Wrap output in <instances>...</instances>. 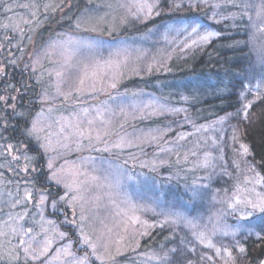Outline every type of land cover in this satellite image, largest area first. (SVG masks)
<instances>
[{"label": "rangeland", "instance_id": "obj_1", "mask_svg": "<svg viewBox=\"0 0 264 264\" xmlns=\"http://www.w3.org/2000/svg\"><path fill=\"white\" fill-rule=\"evenodd\" d=\"M8 1L0 0V42L29 43L23 51L32 52L28 67L38 68L43 107L27 133L45 156L58 195L54 201L36 190L31 155L19 154L17 145L11 153L0 146V264H177L169 256L172 244L161 256L137 250L142 237L164 226L172 229V243L205 253L209 264H231L226 244L242 255L237 237L258 239L253 225H263L264 214L247 215L252 209L246 201L264 199L256 163L241 150L238 161L222 157L220 146L237 145L227 130L190 153L207 171L206 183L187 188L185 196L173 192L174 185L167 186L176 180L173 150L158 151L160 143H168L164 131L135 122L162 116L168 107L149 90L127 92L122 85L153 71L176 49L204 44L200 38L211 30L191 19L165 23L157 37L121 33L154 17L156 0H84L72 24L59 29L52 24L69 19L71 11L62 13L70 0ZM46 26L47 45L32 49ZM248 48L242 117L248 113L244 105L264 95V3L252 9ZM238 170L222 190L206 188L213 178Z\"/></svg>", "mask_w": 264, "mask_h": 264}, {"label": "trees", "instance_id": "obj_2", "mask_svg": "<svg viewBox=\"0 0 264 264\" xmlns=\"http://www.w3.org/2000/svg\"><path fill=\"white\" fill-rule=\"evenodd\" d=\"M70 1L73 4L62 15L69 11L72 13L69 19L52 24L56 29L63 24H72L84 0ZM192 1L156 0L157 13L154 17L147 22L127 26L121 32L126 35L134 32L135 35L148 34L157 37V30L165 23L195 19L213 33L204 44L189 49H176L164 62L152 67L153 71L140 79L134 77L122 84L125 87L123 90L127 92L128 88L149 90L169 108L162 116L141 117L135 122L139 128L156 127L164 131V138L168 143H160L158 151L173 150L174 162L172 161L170 169L176 177L167 186L172 188L174 185L173 192L182 196L187 193V188L205 182L202 177L209 176L204 168L199 169L196 166L190 153L208 147L215 136L219 138L227 130L236 135L237 145L234 147L235 151L226 149L224 145L220 146L218 151L222 157L229 159L231 163L240 160L239 151L243 150L239 147L244 144L249 149L246 154L248 161L256 163L255 166L264 178V95L249 105L245 117L240 114L244 98L242 77L250 63L248 33L251 12L257 3H264V0H204L195 6H187ZM1 23L0 20V31L4 29ZM48 30L46 26L38 32L32 42V49L34 47L39 51L47 45L45 38L49 34ZM27 32L25 35L28 36ZM2 40L0 98L3 99H0V140L3 145L0 146H4L11 153L15 149L14 145H17L19 154L23 151L22 153L31 155L35 167L32 180L36 190L41 189V192L50 194L49 197L55 201L58 192L49 179L44 164L45 156L28 135L33 116H37L43 107L42 100L39 99L42 87L37 80L38 68L31 70L28 67L29 55L32 53L24 52L28 42L17 45L14 40ZM156 44L158 41L154 45ZM15 59L17 60L13 61ZM233 173L231 177L213 178L212 182H207L206 188L222 190L224 185L232 184L230 179L238 177L241 172L238 170ZM240 185L242 189L246 186L244 183ZM253 226L260 233L258 239L245 233L237 237L244 249L242 255H238L237 250L232 248L233 244H226L231 264L261 263L264 256V232H261V228H264V224ZM171 235L172 229L168 226L153 229L142 237L137 250L155 252V255L161 256L162 250L168 249L172 244L174 250L170 251L169 256L175 263L209 264L210 260L207 261L205 253L188 248L182 242L172 243Z\"/></svg>", "mask_w": 264, "mask_h": 264}, {"label": "snow or ice", "instance_id": "obj_3", "mask_svg": "<svg viewBox=\"0 0 264 264\" xmlns=\"http://www.w3.org/2000/svg\"><path fill=\"white\" fill-rule=\"evenodd\" d=\"M149 11H151V6H149ZM193 31H195V29H193ZM212 35H213V33L209 32L206 35L201 36L200 39L204 42H207L209 36H212ZM241 96H243V93H241ZM0 99H3V98H0ZM248 107H249V105H244L245 111L247 110ZM29 134H31V133H29ZM240 147L243 150V153H245V154L248 153L249 149L246 145L241 144ZM49 167H51V165H49ZM246 204L252 209V212L247 214L248 216H251L254 213L264 214V199H260L258 202H255V203L251 200H248V201H246ZM246 218H247L246 216L241 217V219H246ZM259 218H260L261 223L264 224V215H261ZM261 232H264V228H261ZM22 243H23V241H22ZM239 251L243 252L244 249L241 247V248H239ZM209 259H210V257H209Z\"/></svg>", "mask_w": 264, "mask_h": 264}, {"label": "water", "instance_id": "obj_4", "mask_svg": "<svg viewBox=\"0 0 264 264\" xmlns=\"http://www.w3.org/2000/svg\"><path fill=\"white\" fill-rule=\"evenodd\" d=\"M264 262V256L262 257V260H261V263L260 264H262Z\"/></svg>", "mask_w": 264, "mask_h": 264}]
</instances>
